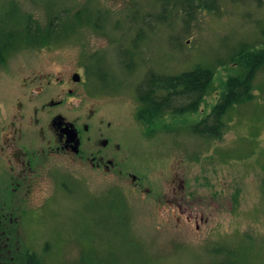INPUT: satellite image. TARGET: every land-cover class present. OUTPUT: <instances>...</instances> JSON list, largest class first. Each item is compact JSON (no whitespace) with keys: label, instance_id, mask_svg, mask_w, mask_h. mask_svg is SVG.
I'll use <instances>...</instances> for the list:
<instances>
[{"label":"rangeland","instance_id":"374dc122","mask_svg":"<svg viewBox=\"0 0 264 264\" xmlns=\"http://www.w3.org/2000/svg\"><path fill=\"white\" fill-rule=\"evenodd\" d=\"M2 40L0 133L18 98L41 100L37 74L77 69L83 108L109 117L110 136L126 153L119 166L148 186L178 174L183 204L208 217L200 229L166 218L170 206L125 178L58 155L30 191L32 202L17 198L24 188L9 182L0 156V208L21 216L19 264H264V65L251 98L224 113L220 138L192 129L224 81L242 72L239 53L264 45V0H0ZM196 64L213 70L196 111L138 116L150 74Z\"/></svg>","mask_w":264,"mask_h":264},{"label":"flooded vegetation","instance_id":"af4514ba","mask_svg":"<svg viewBox=\"0 0 264 264\" xmlns=\"http://www.w3.org/2000/svg\"><path fill=\"white\" fill-rule=\"evenodd\" d=\"M35 78L45 82L34 91L41 100L29 105L18 98L7 113L8 121L0 133V156L11 172L9 182L24 188V195H17V198L24 196L31 201L30 191L37 187L50 158L58 155L97 173L125 178L144 196L151 197L157 204L170 206V210L163 213L166 218L192 220L196 229L208 221L203 212L193 211L189 202L183 204L184 194L180 191L185 189V184L178 174L172 173L170 180L160 185L148 186L129 167L119 166L126 159V153H119L120 144L110 136L111 121L106 120L109 117L100 114L91 104L83 108L80 71L73 69L53 78L48 73H39ZM70 98L74 102L71 106L74 112L68 114L66 107ZM187 194L193 196L194 190L189 189ZM17 215L0 208V264H19V254L25 247L21 216Z\"/></svg>","mask_w":264,"mask_h":264},{"label":"trees","instance_id":"16d2710c","mask_svg":"<svg viewBox=\"0 0 264 264\" xmlns=\"http://www.w3.org/2000/svg\"><path fill=\"white\" fill-rule=\"evenodd\" d=\"M5 45V40L0 42ZM237 62L243 66L242 72L230 75L223 83L218 99L211 105L206 115L192 125L193 131L219 137L222 132L224 113L232 105L251 98L252 78L255 70L264 65V45L252 50H242ZM145 90L138 94L144 104L140 118L152 120L163 114V110L172 107L174 112H193L209 91L213 70L205 65L196 64L192 69L176 74H150ZM165 90V93H161ZM185 100L181 106L174 103ZM144 116V117H143Z\"/></svg>","mask_w":264,"mask_h":264},{"label":"water","instance_id":"95a60500","mask_svg":"<svg viewBox=\"0 0 264 264\" xmlns=\"http://www.w3.org/2000/svg\"><path fill=\"white\" fill-rule=\"evenodd\" d=\"M78 75L77 74H75V78L77 77ZM68 133H69V131H68ZM134 177V176H133Z\"/></svg>","mask_w":264,"mask_h":264}]
</instances>
